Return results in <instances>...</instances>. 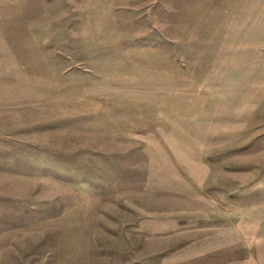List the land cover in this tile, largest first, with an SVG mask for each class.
Instances as JSON below:
<instances>
[{
  "label": "rangeland",
  "instance_id": "rangeland-1",
  "mask_svg": "<svg viewBox=\"0 0 264 264\" xmlns=\"http://www.w3.org/2000/svg\"><path fill=\"white\" fill-rule=\"evenodd\" d=\"M0 264H264V0H0Z\"/></svg>",
  "mask_w": 264,
  "mask_h": 264
}]
</instances>
